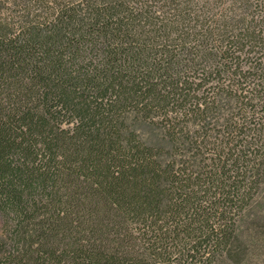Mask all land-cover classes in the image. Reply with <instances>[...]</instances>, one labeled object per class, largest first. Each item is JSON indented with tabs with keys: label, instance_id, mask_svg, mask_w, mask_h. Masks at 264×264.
Wrapping results in <instances>:
<instances>
[{
	"label": "trees",
	"instance_id": "obj_1",
	"mask_svg": "<svg viewBox=\"0 0 264 264\" xmlns=\"http://www.w3.org/2000/svg\"><path fill=\"white\" fill-rule=\"evenodd\" d=\"M0 264H264V0H0Z\"/></svg>",
	"mask_w": 264,
	"mask_h": 264
},
{
	"label": "rangeland",
	"instance_id": "obj_2",
	"mask_svg": "<svg viewBox=\"0 0 264 264\" xmlns=\"http://www.w3.org/2000/svg\"><path fill=\"white\" fill-rule=\"evenodd\" d=\"M0 227H1V218H0Z\"/></svg>",
	"mask_w": 264,
	"mask_h": 264
}]
</instances>
